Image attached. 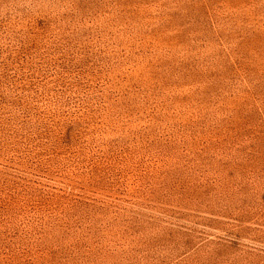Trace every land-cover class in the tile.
<instances>
[{
    "label": "rangeland",
    "instance_id": "obj_1",
    "mask_svg": "<svg viewBox=\"0 0 264 264\" xmlns=\"http://www.w3.org/2000/svg\"><path fill=\"white\" fill-rule=\"evenodd\" d=\"M0 264H264V0H0Z\"/></svg>",
    "mask_w": 264,
    "mask_h": 264
}]
</instances>
